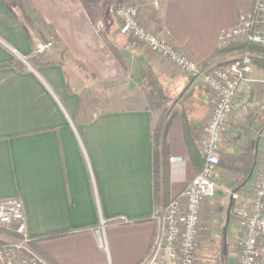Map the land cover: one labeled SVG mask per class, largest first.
<instances>
[{"label": "crops", "instance_id": "obj_1", "mask_svg": "<svg viewBox=\"0 0 264 264\" xmlns=\"http://www.w3.org/2000/svg\"><path fill=\"white\" fill-rule=\"evenodd\" d=\"M27 3L22 9L28 21L25 24L7 0H0V64L22 62L20 66H0V200L23 201L31 236L68 230L37 240L39 248L58 264H141L151 253L157 229L153 217L133 220L152 216L156 209L153 127L162 111L169 108L166 137L171 199L200 171L187 130L200 149L213 96L195 76L168 59L160 60L158 54L130 35L109 29L104 34L98 32L96 14L76 1ZM159 3V9L142 12L145 24L199 63L209 59L219 63L230 55V47H217L219 32L237 22L239 11L252 6L250 0ZM56 39L68 60L32 65L28 59L40 41L55 40L43 54L45 58H59ZM114 51L130 55L141 73L163 81L168 100L174 96L172 92H178L181 106L163 107L157 119L147 106L111 104L99 111L91 109L84 99V84L79 81L82 71L74 61L83 62L93 74L84 75L86 81L103 88L109 84L118 87L114 81L123 71ZM249 96L264 102V69L257 67L243 85L221 145V161L215 173L217 190L201 210V264L215 263L221 238L222 264L233 258L226 253L227 233L236 222L242 233L240 219L234 216L239 217L250 205L253 172L264 158V108L243 109L242 101ZM231 156L233 160L227 158ZM245 156L248 160L242 158ZM229 162L240 167L235 169ZM246 163L249 169L244 167ZM222 167L227 182L224 186L216 179ZM243 170L245 175L241 174ZM126 218L132 221L125 222ZM11 231L0 232V239L16 240L18 235ZM159 264H166L165 253Z\"/></svg>", "mask_w": 264, "mask_h": 264}, {"label": "built area", "instance_id": "obj_2", "mask_svg": "<svg viewBox=\"0 0 264 264\" xmlns=\"http://www.w3.org/2000/svg\"><path fill=\"white\" fill-rule=\"evenodd\" d=\"M153 4L159 7V0H153ZM114 11L122 33L195 76L213 96L200 148L204 158L202 169L166 206L155 209L152 217L157 229L153 247L141 263L159 264L160 257L165 253L166 264H200L198 242L202 206L216 193L215 173L221 161V145L236 99L257 67L247 49L227 64L219 65L211 60L199 63L179 45L149 29L141 18L138 4H118ZM233 43L264 44V0H254L251 8L239 11L234 25L220 30L218 49ZM46 48L48 44H40L37 49L43 52ZM241 106L245 110L264 108V102L249 96L243 99ZM234 195L237 194L234 192ZM240 224L242 237L235 264H264V161L254 179L251 203L240 212ZM0 228L13 229L18 234L16 240L0 243V264H52L31 244L33 236L27 233L21 199L0 200ZM100 242L104 245L102 237Z\"/></svg>", "mask_w": 264, "mask_h": 264}, {"label": "rangeland", "instance_id": "obj_3", "mask_svg": "<svg viewBox=\"0 0 264 264\" xmlns=\"http://www.w3.org/2000/svg\"><path fill=\"white\" fill-rule=\"evenodd\" d=\"M74 1H76V4L85 8L87 11H89L93 14H96L97 18H96V20H94V24H95L97 31L101 32V34L106 33L107 29L112 30V31H120V33H122L121 29H120V21L117 18V16L115 15V11H114L115 7L118 4H122V3L138 4L140 11H141L140 12L141 18L143 17L142 12H144L146 9H152V8L153 9H159V7L154 6L153 0H74ZM250 1L252 2V5H253L254 0H250ZM7 2L10 6H13V8H15L18 11L17 15H19L22 18V21L25 24H28L27 19H25L23 16L24 13L22 10L23 8L26 9L28 6L27 0H7ZM142 20H143V18H142ZM122 34H124V33H122ZM103 36H105V35H103ZM56 41H57V43H56L57 47H61L62 44L60 43V41L57 39H56ZM124 41H127V39L125 38ZM51 43H52L51 41H40L38 43V45L36 46V51L39 53H42V54L46 53V51H48L47 48L43 52L39 51V49H37V48L40 44H48V46H50ZM234 44H236V43L229 45L230 50H231L230 55L224 57V59L222 61L227 60V59H231V58L240 54V52L242 50L238 49L236 47V45H234ZM57 47H55V49ZM112 50H114V49H112ZM115 55L117 56V58L120 62V65H121V69L123 71L121 78H116L114 81L115 84L118 85V87L115 86V87L111 88L110 84L106 85V87H104V88L102 86L98 87L95 82H92V80L86 81L84 79V75H85L84 72H82L83 74L80 72L78 74L79 78H80L79 81L84 84L83 85L84 86L83 92H84L85 102H86V104H88V106L91 109L99 111L100 108H103V107L106 108L105 106H107V105L111 106V104L113 106H120V107H123V106H147L153 110V112L155 114V119H157L163 107H169V106L173 107L174 105L175 106L177 105L176 107L181 106L182 101L179 99L180 97H178V94H179L178 92H172L174 94V96H172L169 100L167 99L168 96H166V95L168 93L166 94L165 89L163 88V87H166V85L163 84V81H160V83H159L162 91H159L160 88L155 89L152 85L151 86L147 85V78H150L151 74L147 73V72L141 73L139 71V69L136 68V65L134 64L135 59L133 57H131L130 55L122 56L118 52H115ZM158 57L160 60L163 61L162 56L159 55ZM74 63H75V61H74ZM142 74H144L143 77H142ZM227 158L229 160H233L232 156L227 157ZM242 158L246 159V156L242 157ZM246 160H248V159H246ZM262 161H264V158ZM262 161H260V163H258L257 167L255 168V170L253 172L255 176H256L257 170L259 169ZM228 164L234 166L235 169L240 167V166L232 164L231 162H229ZM249 166H250L249 163H246L244 165V167L248 168V169L251 167V166L250 167ZM221 169H222L221 170L222 172L216 174V179L221 185L224 186L227 183L225 173L223 172L225 167H222ZM244 171L245 170H243L241 174L245 175ZM250 183L251 182L249 179L248 183L246 185L247 188L250 187ZM234 217H235V219L239 220L240 214H239V217L237 215H235ZM224 219H225V216L223 218V225H224ZM237 223L238 222H236V224L232 225V228L230 230H228V233H227L228 237L226 238V243H227L226 253H228V255L231 253L232 257H233V258L225 259V262L227 264L235 263V261L238 258V255H239L240 241H241L242 233L240 230V226H238ZM11 230H13V229L3 228L0 230V232H6V231L9 232ZM222 230H223V227H222ZM218 246H219L218 248H220V247L221 248L219 249V252L215 256V263L214 264H222L221 258L224 256L223 238H221V240L219 241ZM210 247L212 248L214 246H210ZM210 255H212V254H210ZM199 263L200 264L202 263V260L200 258H199ZM226 263H224V264H226Z\"/></svg>", "mask_w": 264, "mask_h": 264}, {"label": "trees", "instance_id": "obj_4", "mask_svg": "<svg viewBox=\"0 0 264 264\" xmlns=\"http://www.w3.org/2000/svg\"><path fill=\"white\" fill-rule=\"evenodd\" d=\"M249 9L247 7L244 10ZM31 39V38H30ZM51 42L55 43V40H51ZM238 49H247L251 55L253 63L258 68L264 69V44L261 43H236L234 44ZM233 45V46H234ZM230 47V46H228ZM227 48V47H226ZM224 49V48H223ZM56 52L58 54V59L53 58H45L44 54L39 53L36 51V48H34V54L29 57V61L34 66L39 65H47V64H55V63H63L64 61L68 60L66 57V51L62 47H57ZM211 59L206 61L205 63L209 62ZM233 59H227L224 61H220L219 65L227 64L231 62ZM75 63L78 65L80 70L84 72V74L87 77H92L93 74H91L86 67V65L79 61L75 60ZM18 65L20 66L22 64L21 60H15L12 62H6L3 64H0V66H8V65ZM160 82L155 80V77L147 78V85H152L155 89L160 88ZM159 86V87H158ZM159 91H162L161 88ZM169 108H165L164 112L162 111L158 121L155 123L153 127V144H152V181H153V199L156 208L159 206H166L170 202V166H169V148L167 143V127L170 121L166 120V113ZM174 117V114L171 116ZM187 120L185 117V125L187 126ZM188 129V128H187ZM187 137L189 140V143H191V146L194 145L192 156L195 160V162L199 166V170L202 169L204 158L200 153V149L197 147V144L195 143V140L193 139L190 134H188L187 130ZM152 218V216H142V217H134L133 220L139 221L144 219ZM3 228H0V230ZM68 232V230H55V231H49L46 233H43L39 236H33V240L31 241L32 246L41 254L43 255L48 261H50L52 264H58L50 255H48L46 252L42 251L39 246L37 245V240L41 238H48L53 236H58L61 234H64ZM12 233L17 234L15 231ZM18 235V234H17ZM5 242L4 240L0 239V243Z\"/></svg>", "mask_w": 264, "mask_h": 264}, {"label": "water", "instance_id": "obj_5", "mask_svg": "<svg viewBox=\"0 0 264 264\" xmlns=\"http://www.w3.org/2000/svg\"><path fill=\"white\" fill-rule=\"evenodd\" d=\"M231 208V207H230ZM229 213H230V209H229Z\"/></svg>", "mask_w": 264, "mask_h": 264}]
</instances>
